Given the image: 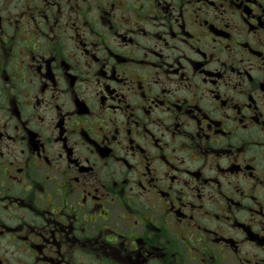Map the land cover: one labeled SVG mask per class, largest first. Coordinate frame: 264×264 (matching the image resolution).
Instances as JSON below:
<instances>
[{"label": "flooded vegetation", "instance_id": "af4514ba", "mask_svg": "<svg viewBox=\"0 0 264 264\" xmlns=\"http://www.w3.org/2000/svg\"><path fill=\"white\" fill-rule=\"evenodd\" d=\"M0 264H264V0H0Z\"/></svg>", "mask_w": 264, "mask_h": 264}]
</instances>
